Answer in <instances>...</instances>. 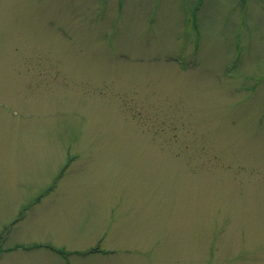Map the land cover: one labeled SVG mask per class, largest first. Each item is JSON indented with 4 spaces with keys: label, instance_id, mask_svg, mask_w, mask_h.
I'll return each instance as SVG.
<instances>
[{
    "label": "rangeland",
    "instance_id": "obj_1",
    "mask_svg": "<svg viewBox=\"0 0 264 264\" xmlns=\"http://www.w3.org/2000/svg\"><path fill=\"white\" fill-rule=\"evenodd\" d=\"M4 232L0 264H264V0H0Z\"/></svg>",
    "mask_w": 264,
    "mask_h": 264
}]
</instances>
